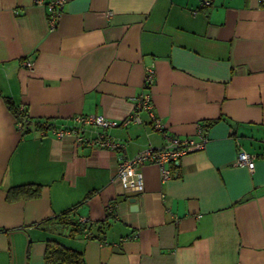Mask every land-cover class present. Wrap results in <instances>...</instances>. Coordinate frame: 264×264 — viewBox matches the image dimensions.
<instances>
[{
	"label": "crops",
	"instance_id": "obj_1",
	"mask_svg": "<svg viewBox=\"0 0 264 264\" xmlns=\"http://www.w3.org/2000/svg\"><path fill=\"white\" fill-rule=\"evenodd\" d=\"M34 1L0 0V264H43L50 240L86 264H264V3L64 0L49 29L51 0ZM150 66L166 134L197 141L201 130L206 142L168 163L166 179L155 163L139 166L143 190L126 193L119 162L163 146L162 133L144 112L108 129L77 118L119 123ZM19 106L81 142L32 124L23 134ZM101 134L123 148L88 142ZM241 151L253 171L236 164ZM26 185L40 196L7 200ZM76 205L96 238L48 221Z\"/></svg>",
	"mask_w": 264,
	"mask_h": 264
},
{
	"label": "built area",
	"instance_id": "obj_2",
	"mask_svg": "<svg viewBox=\"0 0 264 264\" xmlns=\"http://www.w3.org/2000/svg\"><path fill=\"white\" fill-rule=\"evenodd\" d=\"M212 0H204V5L210 6ZM36 4H42V0H35ZM264 3V0H261ZM46 19L48 28L53 29L56 27L61 11L64 6V0H51L45 4ZM23 66L30 69L32 63L25 61ZM155 72L152 66L145 68L144 78L142 82L141 92L135 97V107L133 112L123 118L119 123L116 121H107L101 116L97 117H78V122L92 124L103 129H108L117 126H127L130 123H142L141 112L147 114L149 119L153 123L155 130L162 133L165 143L161 147H147L132 157H124L118 164L117 178L120 181L122 189L126 193L141 192L143 190L142 177L137 171L138 167L144 163H155L161 171L164 179L169 177V171L166 168L168 163L178 162V160L189 152L201 149L206 142L205 136L201 130H198L197 141L191 137L179 139L170 135H167L164 131V125L161 121L155 117L153 111V104L151 102L150 89L154 84ZM22 107L20 108V110ZM21 123L18 122L20 127ZM57 137H62L64 134L72 133L75 135L76 140L81 142L82 138L77 130H52ZM42 133H44L42 131ZM88 142L98 146H107L111 149L121 150L123 145L120 143L111 142L105 137V135H99L95 139H88ZM236 164L246 167L249 171L254 169V156L246 152H239L236 157ZM84 222V221H83Z\"/></svg>",
	"mask_w": 264,
	"mask_h": 264
},
{
	"label": "trees",
	"instance_id": "obj_3",
	"mask_svg": "<svg viewBox=\"0 0 264 264\" xmlns=\"http://www.w3.org/2000/svg\"><path fill=\"white\" fill-rule=\"evenodd\" d=\"M19 106L14 108V113L17 117V122H20V128L23 129V134L31 131L30 126L36 131H43L44 133L55 129L54 124L44 121H31L28 119L25 108ZM217 120L206 121L204 128L211 126ZM41 187L38 185H26L23 187H15L7 190V200L13 201L16 199H33L40 196ZM77 205L65 210L61 214L48 219L66 228L69 237H87L96 238L92 225L81 221L76 214ZM43 264H86L82 253L64 247L60 243L50 240L46 242V247L43 256Z\"/></svg>",
	"mask_w": 264,
	"mask_h": 264
},
{
	"label": "water",
	"instance_id": "obj_4",
	"mask_svg": "<svg viewBox=\"0 0 264 264\" xmlns=\"http://www.w3.org/2000/svg\"><path fill=\"white\" fill-rule=\"evenodd\" d=\"M128 202L130 203V208L136 210L137 206L135 204V198L129 199Z\"/></svg>",
	"mask_w": 264,
	"mask_h": 264
}]
</instances>
